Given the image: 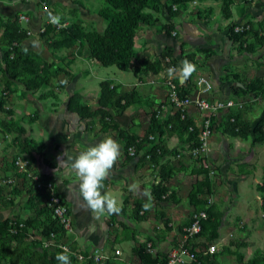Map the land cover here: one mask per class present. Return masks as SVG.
Returning <instances> with one entry per match:
<instances>
[{
  "label": "rangeland",
  "instance_id": "1",
  "mask_svg": "<svg viewBox=\"0 0 264 264\" xmlns=\"http://www.w3.org/2000/svg\"><path fill=\"white\" fill-rule=\"evenodd\" d=\"M1 1L4 0H0V3ZM8 1H11L12 11L5 8L6 13L0 9V16L4 19L15 14L19 16L22 26L29 32L25 45L36 54L45 69L51 70L50 84L41 85L35 90H27L18 78L13 79L6 103V107L12 110L11 117L26 128L29 137L37 138L40 143L43 139L47 140L49 128L45 124L37 125L36 121L40 116L37 110L43 119L53 113L55 119L74 120L70 131L73 137L67 139L66 147L86 149L105 137H111L121 143L115 130L102 131L96 120L88 130L85 122L66 108L67 98L73 91H79L83 96L82 100L91 108H95L100 92L99 83L106 78L111 79L119 91H137L139 99L123 113L116 114L115 119H119L120 125L129 133L143 136L152 110L160 108V114L163 116L174 111L167 97L168 81L175 77L183 80L178 70L183 61L182 56L186 53L194 54L196 71L193 81L196 82L200 75L207 76L212 83L210 94L213 99L232 97L240 101L241 107H248L244 117L252 124L264 115V91L236 96L230 88V83L235 78L247 82L258 76L264 77V43H258L251 32L248 40L253 45V51H246L237 48L227 37L232 22L241 24L249 20L254 30L261 31L264 24V0H251V3H246V0H189L175 16H170L162 5L159 12L153 13L157 18L154 24H140L134 50L137 55H148L150 59L159 58L164 47L171 46L168 41L173 38L171 47L179 65L173 69L172 75L167 67L153 74L136 73L131 69L120 70L115 65L100 64L89 58L84 41L78 40L71 47L48 45L46 40L60 44L64 39L61 29L71 23L85 30L102 31L107 23L98 14V10L104 6L102 0H65L61 3L58 0ZM29 1H32L33 12L37 17V26L32 28L29 27V10H16V4ZM51 16L54 18V24L49 22ZM48 25L51 29L44 37L41 33L47 30ZM166 25H173L172 37L163 32ZM159 28L162 29L160 33L157 32ZM135 62L133 59L132 63ZM56 68L60 69V72L52 76V70ZM3 87L0 50V93ZM43 99L47 101H42ZM225 110L227 109H222L220 113ZM188 111H191L188 115L192 119L195 115L193 113H197L196 122L200 123V111L194 106ZM5 117V113L0 111V181L4 186L5 196L12 199V204L9 207L0 206V222H14L35 216L32 205L35 199L32 200L28 192L30 179H33L32 175L44 172L48 165L46 156L40 159L42 155L28 154L18 147L16 132L8 131L1 125V120ZM64 129L55 131L56 134L60 132V141L68 135L65 131L63 134ZM163 139L168 152L160 162L177 169L174 177L169 179V186L175 192L177 202L155 201L150 197L148 189L158 180V172L157 166H153L150 161H144L148 166L141 179L146 183V190L144 193L140 191V194L149 207L147 216L135 220L132 217V207L117 200L121 206L118 214L96 218L85 209L80 196L73 197L77 192L78 180L74 174H69L70 178L76 180L74 187L70 191L67 189L70 195L64 192V196L59 183L55 180L53 182L54 190L59 193L68 219L67 236L59 240L58 245L69 247L71 243H75L77 258L78 254L86 255L97 251L111 256L114 264H130L136 261L133 249L143 242L147 243L146 246L151 251L156 249L168 255L175 245L184 240L186 247L198 255L212 257L214 254L218 264H235V244L239 245L237 250L243 252L245 259L255 252L264 255V211L261 207V193L256 189L264 171V142L253 143L251 135L247 138L224 135L216 128L212 132L209 151L205 154L209 169L213 170V173L208 172L212 192L208 195L201 194L200 198L206 199L205 207L221 215V224L218 228L219 235L214 241L193 246V249L192 244L188 243L190 237L185 239L177 226L183 225L188 218L196 214L195 206L189 201V193L192 183L198 177L196 172L199 162L189 154L190 147L176 136ZM18 161H23V165ZM209 169L207 168L208 171ZM137 173L136 171V175ZM64 180L66 185V176ZM165 203L167 207H171L168 212L172 216L166 218L174 220L175 226L172 229L165 228L162 222L160 212L166 213ZM104 226H107L106 229ZM186 226H183L182 230ZM31 237L39 238L37 231H33ZM47 244L48 242H43L44 246ZM211 244L215 245L216 249L213 253H207L206 249ZM116 249H119L121 254H115ZM78 260L80 264H84V260ZM195 260L190 264H194ZM1 264L9 263L3 261Z\"/></svg>",
  "mask_w": 264,
  "mask_h": 264
},
{
  "label": "trees",
  "instance_id": "2",
  "mask_svg": "<svg viewBox=\"0 0 264 264\" xmlns=\"http://www.w3.org/2000/svg\"><path fill=\"white\" fill-rule=\"evenodd\" d=\"M104 6L98 10V14L103 17L107 23L102 31L95 29L85 30L75 23L61 29L63 40L61 43L46 42L48 45L71 47L76 41H84L88 48V56L103 65H115L120 70H132L136 73L149 72L159 73L163 68L170 65L178 67L179 62L173 54L171 46H165L161 51L159 58L150 59L148 55H137L134 50L137 30L141 23L148 25L154 24L157 18L153 13L159 12L164 5L170 16H175L178 11L185 7L189 0H102ZM251 3V0H246ZM175 5V8L173 7ZM228 5H226V8ZM244 28L235 30L239 23L232 22L227 31L228 39L237 46V48L253 51V45L248 40L251 32L254 39L264 43V35L260 31L253 29L249 20L241 23ZM248 26V27H246ZM264 28L262 25L261 31ZM51 27L42 32L46 36ZM173 25H166L163 32L172 37L171 30ZM159 28L157 32H161ZM29 37L26 27H23L17 14L12 17L2 18L0 16V50L2 61V81L3 90L0 93V111L4 112L6 117L1 120V125L8 131L16 132V141L18 147L28 154H44V144L27 135V130L20 125L17 119L11 117L12 110L6 107L10 95V86L13 79H17L27 90H35L41 85H49L51 80V70L45 69L36 54L25 45V40ZM37 57V58H36ZM135 63H132V60ZM182 60L195 63L194 54L186 53ZM60 69L52 70V76L57 75ZM191 77L181 81L179 77L172 79L178 94H190L196 86V82ZM230 84L233 95L245 96L251 92L264 91V77L258 76L247 82L237 78L232 79ZM100 92L97 99V106L91 108L82 100V94L79 91H73L67 98L66 108L75 113L78 118L85 122L89 130L97 121L102 131L109 129L117 132V138L120 140L123 153L126 157L139 154V160L150 161L153 166H157L158 180L151 185L150 197L155 200L166 202H177L175 192L169 186V179L176 174V167L160 162V159L166 155L168 149L163 137L176 135L178 140L186 143L190 148L199 143L200 127L197 122L189 116L181 117V112L175 110L167 115L160 114V108L151 111L149 123L143 136L129 133L115 119V115L123 113L127 108L134 104L139 95L137 91H119L118 87L112 84L111 79L106 78L100 81ZM247 106L238 108H229L218 115L212 116L211 128H216L224 135L247 138L252 136L253 143L264 142V115L254 124L247 121L244 117ZM220 115V116H219ZM97 118V119H94ZM96 120V121H95ZM152 135V137H150ZM134 148V155H130L128 148ZM199 158L196 181L192 183L189 201L195 206V212L205 211L206 217L201 221V229L193 234L188 243L193 246L200 244H209L214 241L218 235V228L221 224V215L216 211L205 207L206 199L200 198L201 194H211L212 186L210 182L209 171ZM38 181L30 179L31 186L28 189L35 216L32 218L18 219L14 222L4 220L0 222V264L3 261L9 264H59L55 259L57 253L63 251L58 245V241L66 238L67 229L61 223L59 217L54 213L52 207L48 204L49 194L44 192L43 187H39V182H54L53 176L48 172H38ZM256 189L261 193V207L264 211V171L260 181L256 184ZM59 194L58 192H56ZM127 202V199L124 200ZM12 199L5 196L4 186L0 185V206L9 207ZM149 207L144 205L143 200L133 199L132 217L135 220L144 219L147 216ZM67 208V214H69ZM161 217L165 228L170 229L168 218ZM193 216L188 218L183 225L178 226V230L183 233V226L189 225ZM37 231L39 238H32L31 233ZM43 242H48L46 246ZM189 243V244H190ZM143 242L133 249V254L137 259L146 264L163 263L168 255L157 251L155 255ZM244 244V243H242ZM239 245L235 244L234 252L236 255L235 264H264V255L261 252H255L251 257L245 259L243 252L237 250ZM195 252V251H194ZM70 264H80L76 254V245L71 243L69 250ZM194 264H218L215 255L212 257L201 256L196 252ZM84 264H114L111 256L95 261L93 259L84 260Z\"/></svg>",
  "mask_w": 264,
  "mask_h": 264
},
{
  "label": "built area",
  "instance_id": "3",
  "mask_svg": "<svg viewBox=\"0 0 264 264\" xmlns=\"http://www.w3.org/2000/svg\"><path fill=\"white\" fill-rule=\"evenodd\" d=\"M175 8V5H173ZM21 17H24V15H21ZM49 22L54 24V18L53 16L49 17ZM248 27V26H246ZM244 28L243 24L236 25L235 30H241ZM260 34L264 35V28L262 31H260ZM169 69H174V65H170L167 67ZM211 90H212V83L210 82V79L205 75H200L196 80V86L194 89L190 92V94H184L183 96H180L178 94V91L176 89V86L172 79L168 81V88H167V97L169 99L170 104L174 107L175 110H179L181 112V117L189 116V109L191 106L196 107L201 114V120L199 123L200 127V134H199V143L196 144L194 147L190 148L189 154L194 158H202L203 165L209 169V165L206 162L205 154L209 151V140L210 136L213 132V129L211 128V118L212 116L218 115L222 109H229V108H236L241 107L242 103L240 101H236L232 97H227L224 99H213L211 96ZM152 137V135H150ZM129 154L134 155V148L129 147L128 148ZM20 162V165H23V161ZM209 173H213L212 169H209ZM32 178L34 181H38V175H32ZM1 185V181H0ZM39 187H43L44 191L49 194L48 204L50 207L53 208L54 213L59 217L61 223H63V226L65 229H67L68 225V219L66 216V209L61 204L60 196L55 192L53 183L50 181L47 182H39ZM206 217V213L204 211H200L199 213H196L193 216L192 222L187 225L183 230L184 238H189L193 234L198 233L201 229V221ZM59 246L67 251L69 250V247L66 245ZM216 247L215 245H209L206 249L207 253H213L215 251ZM150 250V249H149ZM151 251V250H150ZM115 254H121L119 249H116ZM153 253V251H151ZM109 257V255H104L99 252H90L89 254H78V258L80 260L85 259H93L95 261H99L102 259H105ZM196 259V255L192 249H189L186 247L184 240H182L179 244L175 245L173 249L168 254L167 259L163 263H157V264H189L193 260ZM130 264H146L140 261L139 259H136V261L130 263Z\"/></svg>",
  "mask_w": 264,
  "mask_h": 264
},
{
  "label": "crops",
  "instance_id": "4",
  "mask_svg": "<svg viewBox=\"0 0 264 264\" xmlns=\"http://www.w3.org/2000/svg\"><path fill=\"white\" fill-rule=\"evenodd\" d=\"M10 2L11 1H8V0L1 1L0 9L5 11V8H6L8 11L9 10L12 11ZM58 2L59 3L65 2V0H58ZM16 6H17L16 10H21V11H26V12H27V10H29L28 16L31 17L30 18L31 25L29 27L30 28H32L33 26L36 27L37 26V17L35 16V12H33L34 6H33L32 1H29L27 3H24V2L21 3L20 2V3L16 4ZM16 10H14V11H16ZM5 12L7 13V11H5ZM24 26H26V25H24ZM26 42L27 41H25V43ZM168 44L172 46L173 38H170V40L168 41ZM87 51H88V49H87ZM87 55H88V53H87ZM42 101H47V100L43 99ZM37 112L40 115L39 119L36 121L37 125L45 124L46 126L48 125V128H49L47 140L43 139V142H41L43 144L45 143L44 144L45 148H44V154L40 157V159L42 157L46 156L45 159H46L47 165H48L47 169L43 170V171L44 172L48 171L53 176L55 182L59 183L58 185H59L60 190L62 189V192H63L62 194H64V192H65L66 195H70L71 193H67V192L70 191L72 187H74V184H75L74 181L76 182V180H74L73 178H70L69 174L66 173L63 168L58 166V163H59V159L63 158L62 153H64V152H66L67 155L75 157L81 151L85 150V148H79L76 146L71 147V148L68 146L66 147V144H68L67 139L68 138L72 139V137H73L72 133L70 134V131L73 128L71 126H72V124H74V120L73 119H71V120L70 119H55V115L53 113L49 114L46 117L48 119H46V118L43 119L41 117L40 112L38 110H37ZM190 112L191 111H189V113ZM193 114H195L194 120L196 122L198 114L197 113H193ZM116 120L118 122H120L119 119H116ZM200 120L198 122H200ZM61 128H63V129L65 128L63 130V134H64V131L66 133H68V135H65L66 137L63 138V141L59 140V137L61 136L60 132L57 134L55 133V131L57 132ZM173 136H176V135H173ZM34 139H36L38 141L37 138H34ZM119 144H120V156H119L118 160L116 161V163L114 164L109 176L103 182L104 188L102 189V191L104 193H106L107 195L116 198V200H119L120 203H122V201L124 202V200L127 199L126 204L128 203L132 207L134 198H139V199L143 200V198H142L143 196H141L140 191L142 193L145 192L146 189L144 186L146 185V183L143 179H141V176L146 173V167L148 165L145 164L144 161H147V160H142V161L139 160V163H137L136 158L138 156L136 157V155H135V156H132L131 158L126 157L125 154L123 153V147H122L121 143H119ZM136 171L138 172L137 175H136ZM65 176L68 179V183L66 185H65L66 180H64ZM67 189H68V191H67ZM148 190L150 191L151 188ZM65 194H64V196H65ZM78 196H79L78 192H76L75 195H73L74 198H77ZM159 201H163V200H159ZM163 202H166V201H163ZM143 203H144V205H146L145 200H143ZM166 203H172V202H166ZM166 203L164 205L166 207V208H164L166 210V213L164 216L165 217L172 216L169 213L171 207H167ZM150 210H152V209H150ZM168 210H169V212H168ZM86 214L88 215V212ZM160 214H161V212H160ZM168 224L170 225V227L172 226L170 229H172L175 226L174 220L169 221ZM142 226H144V225H142ZM106 227L107 226H104L105 229H106ZM157 227H160V225H157ZM177 229H178V226H177ZM156 253H157V251L155 249L153 251V255H155Z\"/></svg>",
  "mask_w": 264,
  "mask_h": 264
},
{
  "label": "clouds",
  "instance_id": "5",
  "mask_svg": "<svg viewBox=\"0 0 264 264\" xmlns=\"http://www.w3.org/2000/svg\"><path fill=\"white\" fill-rule=\"evenodd\" d=\"M179 76L187 79L196 71V66L187 60L181 62ZM174 74L173 69L168 70ZM120 156V145L111 137H105L94 146L87 147L75 157L62 153L58 166L66 173L74 174L78 183L76 191L81 197L84 207L96 218L104 215L118 214L121 206L116 198L102 191L104 181L109 176L114 164ZM55 259L59 264H70L67 249L57 253Z\"/></svg>",
  "mask_w": 264,
  "mask_h": 264
}]
</instances>
